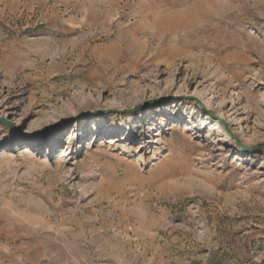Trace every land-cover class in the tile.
Masks as SVG:
<instances>
[{
  "label": "rangeland",
  "instance_id": "rangeland-1",
  "mask_svg": "<svg viewBox=\"0 0 264 264\" xmlns=\"http://www.w3.org/2000/svg\"><path fill=\"white\" fill-rule=\"evenodd\" d=\"M0 260L264 264V0H0Z\"/></svg>",
  "mask_w": 264,
  "mask_h": 264
},
{
  "label": "bare ground",
  "instance_id": "bare-ground-1",
  "mask_svg": "<svg viewBox=\"0 0 264 264\" xmlns=\"http://www.w3.org/2000/svg\"><path fill=\"white\" fill-rule=\"evenodd\" d=\"M238 16H239V14H237V13H232L231 15H229V17L227 18L228 21H226L227 24L230 25L231 24V22H230L231 18L238 17ZM221 22L222 21H219L214 28L208 30L207 32L213 33L216 30H218L219 27L221 26ZM185 32H186V30H185ZM175 33L172 34L173 37H161V40L158 41V43H157L158 46L154 50L155 52L151 55V57L148 60L144 61L141 66L146 65V63L151 61V60L153 62L159 61L158 59L162 55L168 56L169 59L171 60L170 64H172V65H176L177 61H178L177 57H180L181 55H183V59L188 60V61H193L194 60V61H197V62L199 61V63H200V61L201 62H208V63H209V61H215L216 63L223 64L225 67L230 66V64L227 63L226 58L222 55V51L228 50V47L225 46L223 42H234L231 39H227V35L224 36V38L213 37L211 39V41L214 42L218 47L212 49L210 46L207 45V41L208 40L205 39V36H202L203 32H199V33H196V34H187L183 38H177V36H175ZM155 39H156V37H155ZM194 39H197V40L193 41ZM152 40H151V42H152ZM139 41H140V39H139ZM249 43H245V44L241 45V47L243 49L242 53L244 55H246V56L248 54H251L252 51H253V49H252V47H251V45ZM138 44H140V43H138ZM175 44H179L180 48L177 49L175 47ZM143 45H145V44H143ZM140 46H141V44H140ZM141 48H142V46H141ZM188 48L196 49L197 51H199L198 49H210L211 51H213V54L212 55L204 54L200 50V52H198L199 54L195 55V54H192L191 52H189L187 50ZM229 48H230V46H229ZM145 52H147V51H145ZM143 53L144 52H142V54ZM102 54L105 55L106 52L102 53ZM106 55H108V54H106ZM132 62H135L136 64H138L137 56L136 57L133 56V61ZM238 68L241 69V72H247L248 71V69L245 68V67H238ZM208 73H209V68L205 69L203 64L202 65L201 64H199V65L197 64L196 67L193 68L191 75H192L193 78H195L196 74L205 76ZM230 76L231 77H236L237 76V72H235V73L234 72H230ZM227 78H230V77L227 76ZM189 82H192V80L189 79ZM21 121H22V119L20 118V116H15V118L13 120H10L9 123L14 125V124L20 123ZM173 172L174 171H172L171 173H173Z\"/></svg>",
  "mask_w": 264,
  "mask_h": 264
},
{
  "label": "built area",
  "instance_id": "built-area-1",
  "mask_svg": "<svg viewBox=\"0 0 264 264\" xmlns=\"http://www.w3.org/2000/svg\"><path fill=\"white\" fill-rule=\"evenodd\" d=\"M0 264H8V263L3 260H0Z\"/></svg>",
  "mask_w": 264,
  "mask_h": 264
}]
</instances>
